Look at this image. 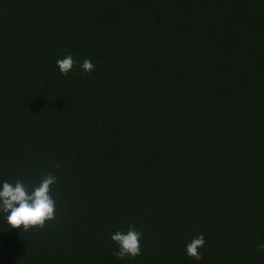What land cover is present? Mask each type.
I'll return each instance as SVG.
<instances>
[{
  "label": "trees",
  "instance_id": "obj_1",
  "mask_svg": "<svg viewBox=\"0 0 264 264\" xmlns=\"http://www.w3.org/2000/svg\"><path fill=\"white\" fill-rule=\"evenodd\" d=\"M49 172L0 264H264V0H0V185Z\"/></svg>",
  "mask_w": 264,
  "mask_h": 264
},
{
  "label": "clouds",
  "instance_id": "obj_2",
  "mask_svg": "<svg viewBox=\"0 0 264 264\" xmlns=\"http://www.w3.org/2000/svg\"><path fill=\"white\" fill-rule=\"evenodd\" d=\"M62 75L67 76L76 66V61L69 54L56 61ZM84 72H92L95 65L90 59H85L81 65ZM61 167L59 162L54 165ZM58 177L52 173L42 176L37 185L29 186L23 181L15 183L3 182L0 185V212L6 214L10 228L20 229L21 232H31L44 229L56 216V199L52 187L57 183ZM143 233L137 230L135 224H129L128 230L117 231L111 235V240L116 245L113 255L119 259L132 258L142 254L141 240ZM205 245V238L201 234L186 245L187 255L195 260H201L200 249ZM264 250V243L258 245Z\"/></svg>",
  "mask_w": 264,
  "mask_h": 264
}]
</instances>
